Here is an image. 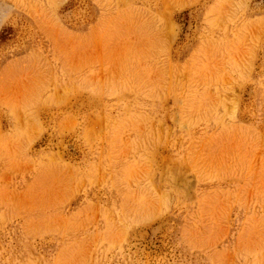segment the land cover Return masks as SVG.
Segmentation results:
<instances>
[{"label": "rangeland", "instance_id": "1", "mask_svg": "<svg viewBox=\"0 0 264 264\" xmlns=\"http://www.w3.org/2000/svg\"><path fill=\"white\" fill-rule=\"evenodd\" d=\"M0 264H264V0H0Z\"/></svg>", "mask_w": 264, "mask_h": 264}]
</instances>
